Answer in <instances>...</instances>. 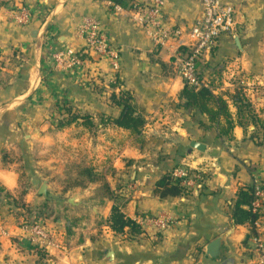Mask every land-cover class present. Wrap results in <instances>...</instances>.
Here are the masks:
<instances>
[{"label":"crops","instance_id":"crops-1","mask_svg":"<svg viewBox=\"0 0 264 264\" xmlns=\"http://www.w3.org/2000/svg\"><path fill=\"white\" fill-rule=\"evenodd\" d=\"M164 1L160 23L171 38L163 46L112 0H0V264H258L264 202L252 227L233 211L241 188L255 179L264 186V0H222L235 9L234 30L198 63L204 87L227 105L229 118L214 122L188 105L175 67L203 6ZM24 7L27 27L14 20ZM85 17L119 50L116 78L79 40ZM67 48L86 67L57 68L52 52ZM126 98L139 132L118 124ZM69 111L80 118L59 128ZM65 151L72 156L57 155ZM177 169L201 173V187L162 198L157 183ZM114 209L138 224L165 216L175 225L116 233ZM24 222L46 227L50 244L39 247ZM223 236V259L214 261L206 249Z\"/></svg>","mask_w":264,"mask_h":264},{"label":"built area","instance_id":"built-area-1","mask_svg":"<svg viewBox=\"0 0 264 264\" xmlns=\"http://www.w3.org/2000/svg\"><path fill=\"white\" fill-rule=\"evenodd\" d=\"M204 10L203 19L191 30L192 43L187 51H179L175 55V67L180 77L191 85L204 87L205 83L198 76V63L202 56L211 50L222 35L230 34L235 27V9L232 5L222 0H198ZM117 13L124 12V8L114 3H109ZM165 6L164 0H137L129 9L135 13L137 20L145 28L153 29L150 34L157 44L165 45L171 38V33L161 26L160 19ZM32 11L21 8L14 15L16 23L22 27L29 26ZM77 36L84 49L91 52L99 62H107L113 77L121 70V54L112 46L108 35L103 31L100 22L94 17H85L77 28ZM52 60L60 69H82L86 62L73 48L53 50ZM173 177L181 181V185L188 190L199 189L204 181L201 173L191 172L186 169H177ZM255 199L250 206V211L258 214L264 202V186L257 183L253 189ZM139 225H155L159 231H167L175 221L171 217H155L143 219ZM23 229L32 235L33 241L42 248L48 246L49 235L42 224L23 225ZM258 251V264H264V244L256 241ZM43 249V248H42Z\"/></svg>","mask_w":264,"mask_h":264},{"label":"trees","instance_id":"trees-1","mask_svg":"<svg viewBox=\"0 0 264 264\" xmlns=\"http://www.w3.org/2000/svg\"><path fill=\"white\" fill-rule=\"evenodd\" d=\"M112 1L125 8H131L132 4L136 0ZM183 95L189 106L195 107L201 112L208 114L212 122L217 121L221 115L229 118L225 101L215 98L209 88L197 87L184 82ZM123 100L124 102H122V104L124 105L126 111H124L122 116L118 119V124L122 127L131 129L134 132H139V128L142 127L143 122L138 116H135L129 103L130 99L126 98ZM214 106H216V109ZM66 114V117L57 119L59 128H64L80 118L79 115L72 113L71 111ZM229 132V129L224 131L226 134ZM173 173L174 171L165 175L156 185V193H158L162 198L168 196H178L187 191V188L181 185V181L173 177ZM254 199L255 195L253 194L252 187L245 186L240 189L233 211V218L237 224H249L251 227L255 225L258 219L257 214H253L251 211L244 209L246 206H251ZM111 227L116 233H124L125 229L128 228L134 237H138L143 234L142 228L138 223L127 218L117 209H114L113 211Z\"/></svg>","mask_w":264,"mask_h":264},{"label":"water","instance_id":"water-1","mask_svg":"<svg viewBox=\"0 0 264 264\" xmlns=\"http://www.w3.org/2000/svg\"><path fill=\"white\" fill-rule=\"evenodd\" d=\"M193 147L196 148L198 151H204L205 146L199 143H194ZM45 186L42 188V193L45 191ZM224 240L225 237H220L216 239L214 242H212L206 249L207 255L213 259L214 261H221L223 259L225 249H224Z\"/></svg>","mask_w":264,"mask_h":264},{"label":"rangeland","instance_id":"rangeland-1","mask_svg":"<svg viewBox=\"0 0 264 264\" xmlns=\"http://www.w3.org/2000/svg\"><path fill=\"white\" fill-rule=\"evenodd\" d=\"M198 76H199V74H198ZM199 78H200V76H199ZM75 150H77V148H75ZM59 153V152H58ZM57 153V155L59 156V157H70V156H72V154H71V152H69V151H65L64 153H59L58 154ZM74 157H87L88 155L87 154H81L80 152H78V151H76L75 153H74ZM90 155V154H89ZM80 167V166H79ZM73 170L75 171V172H81V169L80 168H77L76 166L73 168ZM61 182L63 181L62 179H59ZM257 183H259V180L258 179H255L254 180V185L252 186V189H254V187H255V185L257 184ZM64 185H62V187H63ZM187 191H190V190H188L187 189ZM254 194V193H253ZM36 224H41V223H34V224H30V223H27V222H24L23 223V225H29V226H32V225H36ZM141 227V226H140ZM25 231V230H24ZM26 232V231H25Z\"/></svg>","mask_w":264,"mask_h":264}]
</instances>
